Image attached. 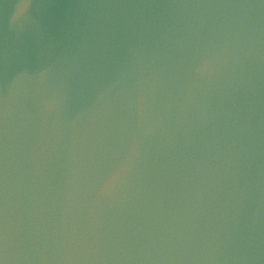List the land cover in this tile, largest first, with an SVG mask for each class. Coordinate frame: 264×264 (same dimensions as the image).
<instances>
[{"label":"water","instance_id":"obj_1","mask_svg":"<svg viewBox=\"0 0 264 264\" xmlns=\"http://www.w3.org/2000/svg\"><path fill=\"white\" fill-rule=\"evenodd\" d=\"M0 264H264V0H0Z\"/></svg>","mask_w":264,"mask_h":264}]
</instances>
